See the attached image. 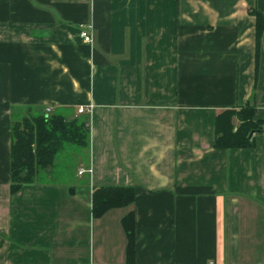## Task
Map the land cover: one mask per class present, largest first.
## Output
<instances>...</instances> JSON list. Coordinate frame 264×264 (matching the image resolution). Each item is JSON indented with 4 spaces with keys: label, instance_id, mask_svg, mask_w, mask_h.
<instances>
[{
    "label": "crops",
    "instance_id": "crops-1",
    "mask_svg": "<svg viewBox=\"0 0 264 264\" xmlns=\"http://www.w3.org/2000/svg\"><path fill=\"white\" fill-rule=\"evenodd\" d=\"M247 104L264 120V0H0V264H264V130L214 146ZM30 111L86 118L88 145L69 180L11 192ZM99 186L133 200L94 216Z\"/></svg>",
    "mask_w": 264,
    "mask_h": 264
},
{
    "label": "trees",
    "instance_id": "trees-1",
    "mask_svg": "<svg viewBox=\"0 0 264 264\" xmlns=\"http://www.w3.org/2000/svg\"><path fill=\"white\" fill-rule=\"evenodd\" d=\"M256 16L259 14L256 12ZM256 31V39L260 35ZM257 42V40H256ZM236 118L235 125L232 120ZM251 130H264V120L254 118L253 105L238 110L226 109L215 118L216 148H244L254 145V137L248 138ZM89 127L86 118L67 120L59 113L30 111L12 118L10 123L9 188L17 191L21 186L36 183L39 172L51 168L56 155L66 145L78 147L88 145ZM133 200L132 187L99 186L92 190V214L99 216L106 210L126 205ZM126 232V256L130 260L134 253V223L132 213L122 218Z\"/></svg>",
    "mask_w": 264,
    "mask_h": 264
},
{
    "label": "rangeland",
    "instance_id": "rangeland-1",
    "mask_svg": "<svg viewBox=\"0 0 264 264\" xmlns=\"http://www.w3.org/2000/svg\"><path fill=\"white\" fill-rule=\"evenodd\" d=\"M71 144H66L64 149L59 151L56 155V160L53 163V169L51 172H48L50 168L43 169L37 175L36 181L38 182H63L69 180L72 177V170H76V168H72L73 162L71 158L68 157L70 149L68 147ZM74 146V145H72Z\"/></svg>",
    "mask_w": 264,
    "mask_h": 264
},
{
    "label": "built area",
    "instance_id": "built-area-1",
    "mask_svg": "<svg viewBox=\"0 0 264 264\" xmlns=\"http://www.w3.org/2000/svg\"><path fill=\"white\" fill-rule=\"evenodd\" d=\"M79 36H80V38L82 39V41L85 42V43H90L91 40H92V38H91V34H90V32H89L86 28H82V29L79 31ZM85 110H86V108H84V107H82V106L78 107V109H77V111H78L79 113H83ZM48 111H49V109L47 108V109H46V112H48Z\"/></svg>",
    "mask_w": 264,
    "mask_h": 264
},
{
    "label": "water",
    "instance_id": "water-1",
    "mask_svg": "<svg viewBox=\"0 0 264 264\" xmlns=\"http://www.w3.org/2000/svg\"><path fill=\"white\" fill-rule=\"evenodd\" d=\"M257 131H259V130H251V131L249 132V134H248V137L250 138V137L252 136V134H253L254 132H257Z\"/></svg>",
    "mask_w": 264,
    "mask_h": 264
}]
</instances>
